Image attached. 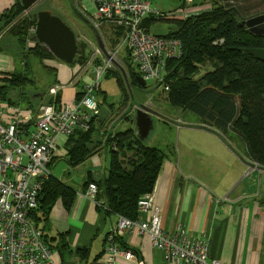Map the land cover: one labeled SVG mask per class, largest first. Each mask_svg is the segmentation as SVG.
Listing matches in <instances>:
<instances>
[{
	"label": "crops",
	"instance_id": "crops-1",
	"mask_svg": "<svg viewBox=\"0 0 264 264\" xmlns=\"http://www.w3.org/2000/svg\"><path fill=\"white\" fill-rule=\"evenodd\" d=\"M13 2L0 0V18ZM6 38L0 32V86L4 84V77L22 68L20 49L14 43L8 44ZM43 61L55 70L53 79L62 85L58 91L62 103L74 101L83 84L92 80L91 67L87 63L68 65L56 59ZM124 65L117 67L127 74ZM34 79L35 84L37 80ZM100 86L99 82L95 90L99 114L86 141L92 152L72 165L68 161L73 144L71 138L63 135L57 138L50 176L71 187L75 195L68 207L58 197L47 219L41 222L52 249L51 264H109L102 256L106 235L121 215L108 212L98 203L100 200L90 199L85 191L88 183L98 182L107 175L111 158L108 138L115 132L135 129V124L134 116L126 118L131 116L130 102L126 104L127 114L118 109L124 103L119 85L110 103H107L108 93L101 91ZM34 87L37 89L38 86ZM19 90L11 89L9 98L25 100L26 108H29L28 97L33 105L43 99L40 96L43 89L25 93L24 97ZM45 96L44 99L50 96L48 91ZM104 103L107 109L101 116ZM163 122L173 129L162 135L165 158L151 191L159 208L163 230L171 233L178 223H182L192 237L209 241L212 257L227 264H264V167L248 159L245 148L244 151L235 149L219 133L201 126L199 120L164 119ZM123 125L124 128L119 130ZM149 135L150 132L147 137ZM76 136L78 133L73 138ZM157 141V137H153L147 145L152 146ZM61 165L62 172L58 169ZM120 240L126 250L134 252V258L120 257L113 264H138L139 261L144 264H182L170 260L137 228Z\"/></svg>",
	"mask_w": 264,
	"mask_h": 264
},
{
	"label": "trees",
	"instance_id": "trees-1",
	"mask_svg": "<svg viewBox=\"0 0 264 264\" xmlns=\"http://www.w3.org/2000/svg\"><path fill=\"white\" fill-rule=\"evenodd\" d=\"M234 2L216 0L209 11L185 18H165L149 14L145 18V25L149 28L151 22L174 19L171 21L174 29L160 35L177 38L182 45L181 55L167 63L166 78L170 82L167 101L196 115L201 126L216 131L224 140L228 133L238 135L244 142L248 159L264 167V61L244 51L247 47H264V34H254L240 25V21L246 17L263 13H251L261 6L262 0ZM24 10L21 0H14L1 15L0 29L6 26L12 16ZM36 13L21 20L8 32L40 61L55 59L37 40L34 32L29 33L28 42L32 41L31 45L26 40L30 27L36 23ZM77 44L78 50L72 64L82 65L89 56L87 44L80 41ZM124 61L128 67L126 76L130 87H145L146 84L139 85L138 73L134 71L130 61L127 58ZM205 64H209L212 70L201 79H193L191 75ZM111 70L109 69L110 73ZM30 72L31 67L26 72H14L9 77H4V84L0 86V100L19 106L9 98L11 89H20L19 94L24 97L27 93L25 83L33 85L35 81V74L30 77ZM114 76L126 101L128 90L123 84V74ZM53 84L47 85L50 87ZM43 93L47 95V92ZM79 96L80 93L76 98ZM59 101L58 93L47 96L44 100L46 103ZM27 104L30 109L37 107L32 104L31 97H28ZM92 130L93 126L90 130H78L69 136L73 143L69 150L70 164H78L92 152L93 149L86 145ZM77 133L78 136L73 138ZM108 140L111 145L110 166L107 175L95 182L96 198L102 201L108 212L136 219L139 216L138 199L142 194L153 191L165 154L159 148L145 144L133 128L115 132ZM74 195L71 187L49 175L38 192L37 207L31 211L33 220L41 226L58 197L68 207ZM119 241L121 242L120 239Z\"/></svg>",
	"mask_w": 264,
	"mask_h": 264
},
{
	"label": "built area",
	"instance_id": "built-area-1",
	"mask_svg": "<svg viewBox=\"0 0 264 264\" xmlns=\"http://www.w3.org/2000/svg\"><path fill=\"white\" fill-rule=\"evenodd\" d=\"M91 1L96 12L88 14L90 21L86 20L95 35L99 34L105 53L96 36L86 39L92 51L85 63L90 65L93 77L83 84L80 96L72 102L42 103L35 109L0 100V264H51L52 249L31 211L37 207L38 192L51 174L58 136L69 137L78 130L91 129L99 114L95 90L109 69L124 65L127 58L145 84L154 81L165 90L169 88L167 63L181 55V42L152 32L145 25V18L149 14L185 18L206 6H197L195 0H179L181 8L161 11L153 5L154 0ZM30 30L35 31V24ZM61 87L56 82L48 93L56 95ZM96 194L97 186L90 182L85 195L96 199ZM98 203L105 208L101 201ZM137 209L136 219L120 216L106 235L102 256L107 263L113 264L120 257L134 258V252L126 250L118 239L137 228L170 260L182 264H227L212 257L209 241L192 237L186 225L178 223L171 233L163 230L152 192L139 197Z\"/></svg>",
	"mask_w": 264,
	"mask_h": 264
},
{
	"label": "rangeland",
	"instance_id": "rangeland-1",
	"mask_svg": "<svg viewBox=\"0 0 264 264\" xmlns=\"http://www.w3.org/2000/svg\"><path fill=\"white\" fill-rule=\"evenodd\" d=\"M216 0H195L194 4L197 6L201 5H206L204 8L199 10V12H195L196 15L197 13L201 14L202 12L209 11L212 9V3H214ZM232 3H235L234 0H232ZM153 5L155 8L161 10V11H173L181 8V1L179 0H154ZM40 9H48L50 10L54 15H57L60 17L76 34L77 36V41L80 42H85L87 43L88 40H93L95 38V33L93 31V28L91 24L87 22L86 19L89 20V15H95L96 8L94 4L92 3L91 0H37V2L27 10H24L22 13H18L14 17L12 16L11 19L9 20L8 23H6V26L0 31L2 34L7 36V43L8 44H15L18 49L21 51V63H22V68L18 73H23L26 72V69H30V73L28 75L30 77L34 76L37 80L35 84H30V83H25V88L27 93H32L33 91L37 92L38 88L43 89L40 96L42 101L40 103H36V105L46 103L44 102V98L46 97L43 92L48 91V83L51 84L54 82V75H55V70L44 64V61L38 59L37 57L33 56V53L28 52L26 50V46H23L15 36L10 34L8 32L9 29H11L13 26L17 25L21 20L24 18H28V16L32 13H36V11ZM85 9V11H84ZM256 12H264V0L261 2V6L257 9H254L251 11V13H256ZM89 14V15H88ZM195 15V14H194ZM247 18V17H246ZM245 18V19H246ZM174 19H165V20H157L154 22H151L149 24V29L156 33V34H165L170 32L172 29H174L173 21ZM90 21V20H89ZM31 28V27H30ZM28 32L27 35V42L30 39V35ZM88 39V40H86ZM87 51L89 53V56L92 51V47L87 43ZM123 54L125 53L124 51H121ZM77 65V64H76ZM126 68L127 65H124ZM128 70V67H127ZM199 71L194 72L191 77L193 79H201L202 76H204L207 72L212 70V67L209 64L201 65L198 69ZM33 71H35L33 73ZM114 73L117 77L118 75H122L120 69H118L117 66H114L110 72H107L106 75L100 80L101 86L100 90L105 91L108 93V98H107V103H110L112 100H114V92L117 91V81L116 77L114 76ZM33 77V78H34ZM174 81V80H173ZM126 85L125 83H123ZM170 85V82H168ZM34 85H37V89L34 87ZM48 87V88H47ZM127 88V87H126ZM17 91V88H16ZM167 91L164 88L160 87L158 83L154 81H148L146 82L145 87H138V86H132L131 87V93L129 94L128 92V98H126V101L124 103H121V105L118 106V109L123 113L124 115L128 113L126 105L128 102L129 108L131 110V116L128 115L126 118L135 117V111L134 108L136 107L135 105L137 104H149L156 109L157 114L153 115V121H154V126L150 130V135L144 139V143L148 144L153 137H157V142L152 145L155 147H158L160 150H164V145H162V135L167 134L171 132V126H169L167 123L163 122L164 119L166 120H172L177 119L180 122L185 120V122H190V121H198L199 119L197 118L196 115L192 114L191 112L187 110H183L181 107L175 106L171 104L170 102L167 101ZM13 103L18 104L21 107H26L25 105V100L22 101H15L12 100ZM104 101H106V98H104ZM156 107V108H155ZM105 109H107L106 104H103V107L101 109V116H103ZM133 114V115H132ZM159 114V115H158ZM182 119V120H181ZM163 120V121H162ZM124 128L123 126L119 127V130H122ZM226 141H230V145L233 146L235 149H239L241 151H244V142L242 138H240L238 135L235 133H228L226 134ZM171 150L173 147H171ZM166 152V149L163 151ZM59 171L62 172V165L58 167ZM77 173L78 170H77ZM75 175L76 181L78 182L77 174ZM64 178H67V175H64Z\"/></svg>",
	"mask_w": 264,
	"mask_h": 264
},
{
	"label": "water",
	"instance_id": "water-1",
	"mask_svg": "<svg viewBox=\"0 0 264 264\" xmlns=\"http://www.w3.org/2000/svg\"><path fill=\"white\" fill-rule=\"evenodd\" d=\"M25 10L30 9L37 0H21ZM34 35L58 61L65 64H72L77 54L78 44L75 32L57 15H54L48 9H40L36 13ZM241 26H245L250 32L262 35L264 34V12L240 21ZM96 40L99 47L105 53L104 45L98 33ZM245 52L253 55L256 59L264 61V47H247ZM119 66V65H118ZM124 81L129 94L131 87L128 83L125 71L121 68ZM139 85L144 86V81L137 76ZM134 108V124L140 139H145L153 127V115L157 110L148 104H137ZM159 115V114H158Z\"/></svg>",
	"mask_w": 264,
	"mask_h": 264
}]
</instances>
